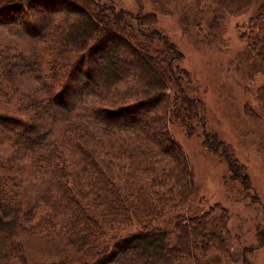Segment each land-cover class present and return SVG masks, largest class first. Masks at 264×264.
<instances>
[{
    "label": "trees",
    "instance_id": "obj_1",
    "mask_svg": "<svg viewBox=\"0 0 264 264\" xmlns=\"http://www.w3.org/2000/svg\"><path fill=\"white\" fill-rule=\"evenodd\" d=\"M209 1L210 26L256 2ZM156 20L114 0H0V26L31 41L27 56L0 47V77L42 81L18 117L0 114V146L12 151L0 164V264L24 263L23 239L32 236L61 237L94 255L80 264H215L202 261L213 248L229 257L224 240L207 230L215 207L176 215L171 233L155 225L196 195L173 122L187 136L199 127L231 179L251 189L245 169L207 130L202 101L187 92L184 55ZM247 28L240 63L251 75L264 74V2ZM30 115L57 126V136ZM25 171L34 181L29 208L20 192ZM258 236L260 247L264 229Z\"/></svg>",
    "mask_w": 264,
    "mask_h": 264
},
{
    "label": "rangeland",
    "instance_id": "obj_2",
    "mask_svg": "<svg viewBox=\"0 0 264 264\" xmlns=\"http://www.w3.org/2000/svg\"><path fill=\"white\" fill-rule=\"evenodd\" d=\"M114 1L134 14L156 15V28L184 55L180 65L192 79L187 92L202 101L207 130L226 144L245 169L251 186L246 191L243 184L231 179L222 153L204 145L199 127H195L194 135L187 136L173 122L170 133L188 159L196 195L186 207L170 210L155 225L170 231L176 215L202 214L215 207L207 230L224 240L230 255L224 257L213 248L202 261L207 262V258L215 264H264V244L258 247V233L264 229V74L251 75L240 63L247 46L249 20L264 0H256L241 15L222 16L212 26L208 25L214 14L209 0ZM28 42L30 38L20 36L13 26H0V47L14 48L27 56ZM38 81L28 77L6 81L0 77V114L18 117L24 102H30L31 94L39 88ZM29 119L41 131L57 136L58 127L48 120L31 115ZM11 155L7 146H0V164ZM24 176L21 200L24 208H29L34 202V181L27 171ZM23 243L26 261L11 264H80L95 260L94 255L79 253L61 237L32 236Z\"/></svg>",
    "mask_w": 264,
    "mask_h": 264
}]
</instances>
